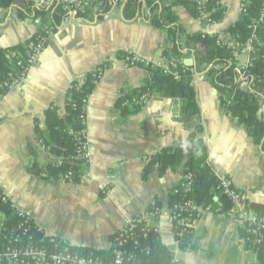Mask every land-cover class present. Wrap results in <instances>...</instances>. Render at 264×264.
I'll return each mask as SVG.
<instances>
[{
  "label": "crops",
  "instance_id": "0c3cea01",
  "mask_svg": "<svg viewBox=\"0 0 264 264\" xmlns=\"http://www.w3.org/2000/svg\"><path fill=\"white\" fill-rule=\"evenodd\" d=\"M220 2L225 11L215 24H203L182 7L174 12L187 33L214 34L227 42L226 30L239 19L241 0ZM18 6L0 9V49L25 46L36 32V23L16 16ZM120 10L115 7L102 19L95 14L91 21L77 19L69 11L29 71L24 89L10 91L0 100V191L15 210L28 213L46 236L95 250L108 249L110 236L123 228L125 220L147 214L158 200L159 216L147 215V224L172 253L174 264H254V254L245 250L239 236L241 222L235 210L227 215L199 210L190 241L195 249L181 250L169 220L166 192L179 184L183 167L162 175L155 170L145 180L141 172L151 156L200 139L207 146V162L214 175L228 180L248 202L264 205V153L243 127L221 114L215 90L200 76L193 81L201 111L200 134L194 129L197 120L182 116L177 99L152 97L139 113L122 117L117 99L121 92L140 87L147 72L141 67L124 69L118 55L132 53L150 64H164L162 50L168 39L163 31L149 26L144 15L125 22ZM247 61L246 53L239 55V66ZM182 62L193 64L190 55ZM100 66L104 69L86 107L90 160L81 181L74 184L35 176L33 164L59 163L38 142L35 125L45 131L43 113L50 105L63 118L70 84ZM258 114L264 119V101Z\"/></svg>",
  "mask_w": 264,
  "mask_h": 264
},
{
  "label": "trees",
  "instance_id": "16d2710c",
  "mask_svg": "<svg viewBox=\"0 0 264 264\" xmlns=\"http://www.w3.org/2000/svg\"><path fill=\"white\" fill-rule=\"evenodd\" d=\"M16 0H0V9L8 10ZM64 0H23V5L16 8L20 20L31 19L37 25L35 34L23 45L0 49V100L9 92L12 78L19 75L15 58L24 53L29 46L45 36L44 28L51 34L61 26L68 12L75 18L91 21L93 15L98 19L108 14L115 7H120L121 17L125 22H132L144 15V21L153 28L165 33L168 46L162 50V57L168 63V71L163 72L160 66L151 64L139 66L147 72V77L140 87L121 92L116 101V108L122 117L139 113L146 102L157 97L177 99L181 102V114L184 118H195V131L200 134V108L193 86L195 76H200L217 94L220 112L231 118L238 126L245 129L253 144L264 153V119L258 114L264 101V0H241V15L226 32L230 36L227 42L221 41L218 35L206 33H187L179 24L174 8L182 7L193 18H199V10L208 14L211 22L219 23L224 14L220 0H79L82 7ZM252 39L251 66L241 71L238 57L241 50ZM193 60L191 66L183 64L185 56ZM125 54H119L123 59ZM172 62V64H169ZM103 66L86 74L81 80L73 81L64 96L65 116L61 118L57 107L50 105L43 113L45 131L35 125L38 142L50 154L59 158L57 165L46 164L31 166L35 176L44 179L61 180L78 184L83 177L87 163L78 156L84 152V142L80 132L86 129L84 118L89 96L93 92L103 71ZM100 75V76H99ZM207 146L203 141H193L175 149H164L147 159L141 172L145 180L150 173L157 170L159 175L166 171H176L183 167V176L192 175V186L189 192L177 188L166 192L168 206L189 201L196 210L188 209L182 214L186 220L187 233L177 238L181 250H194L191 245L193 225L201 211L227 215L234 211L231 199L223 194L221 179L217 178L208 162ZM70 175L67 178V175ZM244 210L251 212L256 219L264 218V205L243 200ZM158 200L150 206L147 214L135 215L136 222L132 229L126 228L110 236L111 245L106 250L72 247L64 241L46 236L31 221L32 225L24 236L17 231L21 218L7 206L0 205V252L6 247L25 248L33 246L47 254H56L66 249L70 255L92 257L95 260L108 262L116 248L119 237L130 236L122 246L126 255L125 264H174L173 255L161 243L156 230L147 224V215L159 216ZM30 223V224H31ZM254 226L246 219L238 228L239 236L244 242L245 250L255 256L254 264H264V231L254 235L249 232ZM126 232V233H125ZM16 233H20L16 235ZM0 264H11L1 260Z\"/></svg>",
  "mask_w": 264,
  "mask_h": 264
},
{
  "label": "built area",
  "instance_id": "2783aa9c",
  "mask_svg": "<svg viewBox=\"0 0 264 264\" xmlns=\"http://www.w3.org/2000/svg\"><path fill=\"white\" fill-rule=\"evenodd\" d=\"M112 1V0H103V2ZM65 3H74L75 7H82L83 5L79 4V2L74 0H64ZM202 1L199 0V4ZM199 18L201 20L206 21V24H214L208 18V14L205 13L203 10H199ZM45 36L42 37L37 42L31 44L24 53H19L15 58V66L19 70V75L12 78L9 84V92L10 91H21L24 89L26 85V81L28 78L29 71L31 68L36 64L37 59L41 52L43 51L48 39L52 35L50 29L48 27L44 28ZM253 37L248 41V43L243 47L241 50L242 53H246L248 55V61L246 64L240 67L241 71H245L248 67L251 66L250 63V54L252 53V42ZM123 68L129 69L133 67L144 66L148 67L151 64L146 61L145 59L137 56L136 54L128 53L127 56L123 58ZM169 64H172L170 62ZM160 66L163 72L168 71V63L157 65ZM101 75V74H100ZM99 75V76H100ZM84 124L86 126V116L84 118ZM81 139L84 142V152L82 155L78 156V158L88 163L90 160L88 146H87V139H86V129L80 132ZM70 175H67V178ZM192 186V175L187 174L184 175L179 182L177 188L174 190V193L178 192V188L184 190V192H189ZM220 187L223 191V194L227 195L230 199L232 204L234 205V210L237 212L239 221L242 222L243 220H250L251 224L254 226L252 229L249 230L251 234L257 235L261 231H264V218L256 219L251 212H247L244 210L243 200H245L244 194L233 187L231 183L226 179H221ZM0 205L7 206L10 210L14 211L20 218V223L17 227V231L21 233V235L27 234L29 229L31 228V217L28 213L20 212L14 209L13 204L11 203L10 199L0 191ZM192 209L196 210V207L193 206L189 201H186L182 204H176L172 208H169V220L172 226L173 235L177 238L183 236L184 233H187L188 229L186 227V220L182 217V214L186 212V210ZM147 220V217H146ZM136 222L135 216L128 218L125 220L124 226L121 229L122 231L126 228L127 230L132 229ZM31 223V224H30ZM0 222V227H1ZM37 229H39L37 227ZM16 233V235L20 234ZM126 233V232H125ZM130 236L119 237L116 240V248L112 252V258L108 262H102L95 260L92 257H78L76 255H70L66 249L64 251L56 253V254H47L43 250H38L33 246H27L25 248H14V247H6L4 251L0 252V261L6 260L11 264H125L126 263V255L125 252L122 251V246L126 242V240Z\"/></svg>",
  "mask_w": 264,
  "mask_h": 264
},
{
  "label": "water",
  "instance_id": "95a60500",
  "mask_svg": "<svg viewBox=\"0 0 264 264\" xmlns=\"http://www.w3.org/2000/svg\"><path fill=\"white\" fill-rule=\"evenodd\" d=\"M15 4H16V5H21V4H22V0H16V1H15ZM197 141H200V139L194 140L193 142L196 143ZM181 145H185V144H175V145L173 146V149H175V148H177V147H179V146H181Z\"/></svg>",
  "mask_w": 264,
  "mask_h": 264
},
{
  "label": "rangeland",
  "instance_id": "374dc122",
  "mask_svg": "<svg viewBox=\"0 0 264 264\" xmlns=\"http://www.w3.org/2000/svg\"><path fill=\"white\" fill-rule=\"evenodd\" d=\"M190 119H192V118H190Z\"/></svg>",
  "mask_w": 264,
  "mask_h": 264
}]
</instances>
